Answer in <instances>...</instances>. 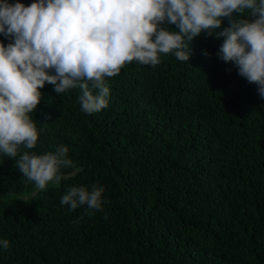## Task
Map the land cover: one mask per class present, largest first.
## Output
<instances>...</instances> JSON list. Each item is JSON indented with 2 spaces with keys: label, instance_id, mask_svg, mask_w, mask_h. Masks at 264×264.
Wrapping results in <instances>:
<instances>
[{
  "label": "trees",
  "instance_id": "1",
  "mask_svg": "<svg viewBox=\"0 0 264 264\" xmlns=\"http://www.w3.org/2000/svg\"><path fill=\"white\" fill-rule=\"evenodd\" d=\"M220 19L217 32L230 26ZM206 33L186 41L187 62L174 49L105 76L108 106L96 113L82 110L79 82L59 95L45 82L28 114L35 147L0 150V264H264V98L217 56L224 38ZM61 145L74 166L58 169L59 183L40 189L18 169L24 152ZM92 185L104 189L102 210L60 204L69 187Z\"/></svg>",
  "mask_w": 264,
  "mask_h": 264
},
{
  "label": "clouds",
  "instance_id": "2",
  "mask_svg": "<svg viewBox=\"0 0 264 264\" xmlns=\"http://www.w3.org/2000/svg\"><path fill=\"white\" fill-rule=\"evenodd\" d=\"M243 9H251L253 19L233 23L232 14ZM221 17H229L230 26L217 32ZM165 20L178 31L158 30ZM203 30L208 36L224 38L217 56L234 62L238 74L257 84L264 98V0L259 5L256 0H34L30 6L3 0L0 33L13 42L0 43V150L15 158L18 145L35 147L38 133L28 114L40 103L39 89L45 82L54 85L58 95L79 82L82 110L96 113L108 106L105 76L117 75L134 59L155 66L158 53L174 49L176 58L187 62L190 49L186 41ZM85 81L94 82L96 95ZM67 153L63 145L40 156L24 152L16 165L44 189L49 181L60 182L58 169L74 166ZM103 192L96 185L91 190L69 187L60 204L69 211L85 204L99 211ZM0 244L9 248L8 240Z\"/></svg>",
  "mask_w": 264,
  "mask_h": 264
}]
</instances>
